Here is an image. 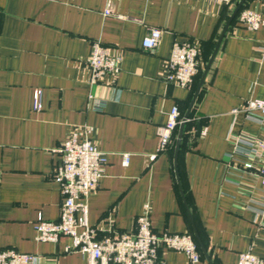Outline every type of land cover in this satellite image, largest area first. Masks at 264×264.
<instances>
[{"label": "crops", "instance_id": "1", "mask_svg": "<svg viewBox=\"0 0 264 264\" xmlns=\"http://www.w3.org/2000/svg\"><path fill=\"white\" fill-rule=\"evenodd\" d=\"M244 8L264 19V0ZM105 10L106 0H0V251L34 254L38 264H86L65 253L70 238L42 243L35 225L39 216L60 220L58 150L87 126L108 160L88 199L100 239L133 234L149 203L155 233L197 231L209 257L200 248L197 264H239L249 252L264 259V158L233 139L244 132L264 139V130L232 114L264 101V24L251 31L232 22L187 123L176 173L179 128L175 147L162 153L158 128L175 107L184 119L233 10L208 0H117L112 16ZM150 29L162 31L155 51L143 48ZM96 43L120 55L122 69L91 86ZM176 43L200 48L203 71L188 89L167 80ZM90 95L101 110L91 108ZM160 255L166 264H191L183 253Z\"/></svg>", "mask_w": 264, "mask_h": 264}, {"label": "built area", "instance_id": "2", "mask_svg": "<svg viewBox=\"0 0 264 264\" xmlns=\"http://www.w3.org/2000/svg\"><path fill=\"white\" fill-rule=\"evenodd\" d=\"M117 0H106L105 16L114 14ZM214 4L235 9L240 0H208ZM239 23L251 31H257L264 24L262 16L250 9H242L237 16ZM162 31L150 29L143 41V48L155 51L160 44ZM91 71L90 85L101 83L106 76L117 78L122 69V57L96 43L92 56L87 62ZM203 71L200 48L193 43H176L168 61L169 83L181 88H190ZM90 106L101 110L103 105L90 95ZM43 111V90L34 93V112ZM235 118L244 114L245 118L264 130V101L250 100L232 113ZM183 122L181 112L175 107L169 114L166 125L158 128L159 152L172 146L176 132ZM90 127L77 128L58 150L62 165L58 168L56 179L61 186L63 202L60 220L49 221L39 216L35 225L37 240L42 243H58L62 237L71 239L65 248L67 254H80L86 264H166L161 257L162 250L185 254L191 264L201 261V253L194 236L186 234H157L153 230L151 206L146 203L142 214L137 218L133 234H121L99 238L98 231L90 224L88 199L100 185L108 160L92 141ZM236 144L249 148L253 159L264 158V139L247 132L233 135ZM130 155L124 156V164H129ZM157 154L150 157L151 161ZM0 264H38L34 254L20 253L13 249L0 251ZM239 264H264V259L252 253L240 255Z\"/></svg>", "mask_w": 264, "mask_h": 264}, {"label": "water", "instance_id": "3", "mask_svg": "<svg viewBox=\"0 0 264 264\" xmlns=\"http://www.w3.org/2000/svg\"><path fill=\"white\" fill-rule=\"evenodd\" d=\"M246 1H247V0H240V1L238 2L237 6H236L235 9L233 10L232 15H231L230 18H229L227 24L225 25V28H224V30L222 31V33H221V35H220V38H219V40H218V42H217L216 48H215V50H214V52H213V54H212V56H211L209 62L207 63L206 68H205L203 74H202V77H201V79H200L199 85H198V87H197V90H196L195 95H194V97H193V100H192V102H191L190 108H189L188 112L186 113V115H185V117H184V119H183L182 124H181L180 127H179L178 136H177V141H176V147H175V158H174L176 173H178V157H179V153H180V150H181V145H182V142H183V140H184V135H185L186 126H187V123L190 121V116H191V113H192V111H193V108H194V106H195V104H196V102H197V100H198V97H199L200 92H201V90H202V88H203V85H204V83H205V81H206V78H207V76H208V74H209V72H210V70H211V68H212V65H213V63L215 62V59H216V57H217V55H218V52H219L220 47H221V44H222V42H223V40H224V38H225V36H226V34H227L229 28H230L232 22L235 20V18H236L237 15L239 14V12L243 9V7H244ZM197 125H198V127H199V130H198V131H199V134H200V132H201V126H200V123H198ZM181 193H182V196H183V198H184V193H183V191H181ZM195 239L197 240V243L199 244L200 248L204 251L205 255L208 257V255H207V253H206V250H205V248H204V246H203V243H202V241L200 240V237L198 236V233H197L196 230H195ZM207 259L209 260V257H208Z\"/></svg>", "mask_w": 264, "mask_h": 264}, {"label": "trees", "instance_id": "4", "mask_svg": "<svg viewBox=\"0 0 264 264\" xmlns=\"http://www.w3.org/2000/svg\"><path fill=\"white\" fill-rule=\"evenodd\" d=\"M238 16V15H237ZM236 19V18H235ZM187 127V126H186ZM185 135H186V130H185ZM185 135H184V138H185ZM176 138V137H175ZM174 138V141H173V145H172V147L174 148L175 147V141H176V139ZM195 238V237H194ZM196 240V239H195ZM196 242H197V240H196ZM198 244V243H197ZM198 247H199V251H200V253H201V250H200V246H199V244H198ZM203 259V257H202V254H201V260Z\"/></svg>", "mask_w": 264, "mask_h": 264}]
</instances>
